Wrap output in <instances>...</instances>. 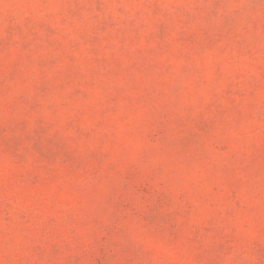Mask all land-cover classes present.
<instances>
[{
	"label": "rangeland",
	"instance_id": "obj_1",
	"mask_svg": "<svg viewBox=\"0 0 264 264\" xmlns=\"http://www.w3.org/2000/svg\"><path fill=\"white\" fill-rule=\"evenodd\" d=\"M0 264H264V0H0Z\"/></svg>",
	"mask_w": 264,
	"mask_h": 264
}]
</instances>
